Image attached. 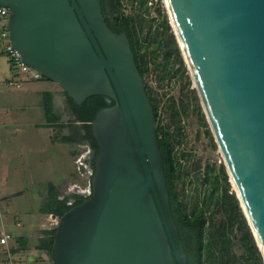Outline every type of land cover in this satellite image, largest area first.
Returning <instances> with one entry per match:
<instances>
[{
  "label": "water",
  "instance_id": "obj_1",
  "mask_svg": "<svg viewBox=\"0 0 264 264\" xmlns=\"http://www.w3.org/2000/svg\"><path fill=\"white\" fill-rule=\"evenodd\" d=\"M164 1L264 258V0ZM0 5L10 8V38L25 63L77 105L93 95L115 101L89 121L99 146L93 191L59 216L53 264H189L157 116L128 34L110 27L102 0Z\"/></svg>",
  "mask_w": 264,
  "mask_h": 264
},
{
  "label": "trees",
  "instance_id": "obj_2",
  "mask_svg": "<svg viewBox=\"0 0 264 264\" xmlns=\"http://www.w3.org/2000/svg\"><path fill=\"white\" fill-rule=\"evenodd\" d=\"M103 12L110 27L117 32L125 31L132 44L140 72L146 81V90L154 106L157 116V131L160 147L164 157V170L170 194V202L175 222L179 228L189 264H264V258L256 242L253 231L243 213L240 201L232 189L229 175L224 163H208L206 171L211 182L201 206L190 210L182 198L179 182L185 181L189 175L201 167L200 161L191 164L190 157L179 155L177 144L184 137L182 119L194 112L211 144L217 147L206 114L203 110L198 92L192 87L189 68L183 57L180 45L170 23L169 14L162 6L161 0L153 5L150 0H102ZM131 6L130 10L125 7ZM154 76L160 86L169 80H186L184 92L177 101L172 100L169 109L172 111V124L163 127L160 104L154 95L153 86L148 76ZM170 82V81H169ZM76 120L82 121L84 134L81 139L88 142L95 157L99 146L92 134L89 121L97 111L105 106L113 105L114 100L104 95H93L82 105H77L70 98ZM44 105L48 121H61V114H54V101L51 92H46ZM73 123V122H72ZM60 124H66L59 122ZM74 201L68 204L65 199L56 213L61 216L72 206L82 202L86 197L75 193ZM56 225L44 230L40 248L51 251ZM238 242L242 252L237 253L234 246Z\"/></svg>",
  "mask_w": 264,
  "mask_h": 264
},
{
  "label": "crops",
  "instance_id": "obj_3",
  "mask_svg": "<svg viewBox=\"0 0 264 264\" xmlns=\"http://www.w3.org/2000/svg\"><path fill=\"white\" fill-rule=\"evenodd\" d=\"M1 58L0 90L12 93L5 83L13 76L12 66L9 62L5 65ZM19 88L9 96L10 101L3 109L5 116L0 118V264H8L9 253L17 264H53L51 252L39 245L44 230L52 227L49 220L58 216L56 211L64 200L74 201V125L66 122L63 131L56 132L46 110V118L34 123L22 121V110L29 107H22V98L27 101L32 92H41V102L31 100L34 103L31 117L39 119L41 107L45 108L46 92L57 98L62 93L59 94L56 83L46 81L27 82ZM1 107L0 103V111ZM27 124H33L29 137L22 132V126L25 131L28 129ZM7 233L11 234L10 239L1 242Z\"/></svg>",
  "mask_w": 264,
  "mask_h": 264
},
{
  "label": "rangeland",
  "instance_id": "obj_4",
  "mask_svg": "<svg viewBox=\"0 0 264 264\" xmlns=\"http://www.w3.org/2000/svg\"><path fill=\"white\" fill-rule=\"evenodd\" d=\"M125 3H127V0H125ZM162 6L167 9L166 3L164 0H161ZM127 10H130L131 6L125 7ZM3 56L2 62L5 65H9L10 61L8 60V57L6 54L1 55ZM0 56V57H1ZM7 62V63H6ZM9 62V63H8ZM11 65V64H10ZM24 77V75H22ZM13 78V76H12ZM11 78V79H12ZM9 79L6 81V85L9 86V88H12V93H15L20 88L15 85H9ZM192 79V77H191ZM32 81H46V83H50L51 85H58L59 94L62 93V95L59 96V98L54 97V93L52 94L53 101H54V114H61L60 120L63 122H68L69 125H74V134H75V157L78 153L85 151L87 148L84 144H86L85 141L81 139V135L84 133L81 131L82 126L84 125L82 121L76 120V114L73 111V107L71 104L70 97L68 96L67 92L55 81L52 79L44 76L41 74L39 78L35 79H22V85L27 82ZM170 81V82H169ZM165 86H160L159 82H157L154 78V76L149 75L148 76V82L153 86L154 95L158 97L159 104H160V113H161V121L159 122L163 127H168V125L172 124V111L169 109V104L172 102V100H179L182 96V93L186 89L184 88L183 84L186 80L182 81L180 79L173 78L172 80H169ZM192 87H195V84L192 80ZM24 88L22 87V90ZM65 91V92H64ZM12 93H8V91H2L0 90V99H1V113L0 118L5 116V113L3 112L4 107L8 104L10 101L9 96ZM37 99L39 102L42 100V95L40 91H37L35 93H31L29 95V99L24 100L22 98V107L23 106H29L24 111L22 110V121H31L36 122L38 120H41L42 118H46L45 114V108L41 107L42 115L39 117V119H33L31 117L32 114V107L34 106L33 101ZM33 105V106H32ZM39 108V107H38ZM61 121H53L54 126L53 130H56V132L61 133L63 131L64 126L58 125ZM73 122V123H72ZM183 124V140L177 144V149L179 152V155L185 154L186 156L190 157L191 164L193 165L197 163V161L201 163V167L196 170L195 172H191L189 175L185 174V181L179 182V189L182 193V198L187 204L188 208L190 210L194 209L196 206H201V203L205 204V202H201L203 197H206L209 189V184L211 182L210 174L206 171V165L208 163H217L220 165V163H224L222 160V154L220 152V149L217 145V147H214L211 144V139L208 137L205 133V128L200 125L197 115L192 112L188 116H184L182 119ZM56 123V124H55ZM173 125V124H172ZM28 129L26 131L23 129L22 126V132H25L26 136H31L33 134V131L31 132L29 128H33V124H27ZM200 131L199 138H197V132ZM44 141V140H43ZM75 182H77L81 187H87L88 185V178L79 176L76 171L75 167ZM21 183V182H19ZM233 189V188H232ZM234 190V189H233ZM74 192H79V189L77 186H73ZM59 219V216H58ZM56 222H54L53 218L49 220V225L54 226ZM237 253H241L242 250L236 242L234 246Z\"/></svg>",
  "mask_w": 264,
  "mask_h": 264
},
{
  "label": "built area",
  "instance_id": "obj_5",
  "mask_svg": "<svg viewBox=\"0 0 264 264\" xmlns=\"http://www.w3.org/2000/svg\"><path fill=\"white\" fill-rule=\"evenodd\" d=\"M157 1L158 0H150V4L153 5ZM10 14L11 12L9 7L0 5V56L6 54L12 66L13 78L9 81L8 84L20 87L22 85V79L30 80L39 78L41 76V73L34 67L25 63L21 58L20 51L12 44L10 38V29L8 25ZM22 75H24V77H22ZM84 145L87 149L76 155L75 164L77 174L79 176L88 178V185L84 188L81 187L77 182H75L73 186H77L79 189V192L76 193L88 197L92 194L93 191V177L95 173V167L92 163V159L94 156V150L88 142H86V144ZM222 160L224 161L223 155ZM72 202L73 201H69L68 204H72ZM52 218L57 224L58 216H52ZM10 237V233L3 235L1 237V242H8V239H10ZM8 264H17L11 253H9L8 256Z\"/></svg>",
  "mask_w": 264,
  "mask_h": 264
},
{
  "label": "bare ground",
  "instance_id": "obj_6",
  "mask_svg": "<svg viewBox=\"0 0 264 264\" xmlns=\"http://www.w3.org/2000/svg\"><path fill=\"white\" fill-rule=\"evenodd\" d=\"M233 179V178H232ZM243 207H244V210L246 211V208H245V205H244V203H243ZM246 213H247V211H246ZM248 214V213H247ZM249 216V215H248Z\"/></svg>",
  "mask_w": 264,
  "mask_h": 264
}]
</instances>
